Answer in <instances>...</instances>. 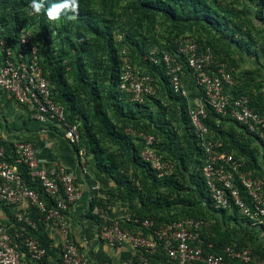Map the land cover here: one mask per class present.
<instances>
[{"label":"built area","instance_id":"1","mask_svg":"<svg viewBox=\"0 0 264 264\" xmlns=\"http://www.w3.org/2000/svg\"><path fill=\"white\" fill-rule=\"evenodd\" d=\"M37 52L31 29L22 28L16 44L0 38V91L24 107L44 130L53 128L69 145H78L77 128L68 123L63 107L54 101L49 75L44 72ZM148 53L153 64H163L171 91L186 99L189 125L202 154L200 175L212 208L228 215L236 212L243 227L264 226V113L251 107L246 94L233 96L225 91L224 85L232 84L231 75L225 72L223 64L215 63L209 48L200 49L191 38L180 40L174 54L159 51L158 47ZM179 57L182 62L177 60ZM120 60L118 90L138 104L144 103L147 96H154V79L133 65L124 49ZM184 66L191 71L198 94H191L188 89ZM206 107L229 120L224 124L236 126V138L241 131L253 138L250 146L259 149L258 168H246L243 157L223 149L221 138L205 123ZM126 132L131 134L132 130ZM136 136L141 160L157 178L170 177L175 165L160 154V139L142 131ZM84 155V149L80 148L78 168L83 176L89 177ZM31 184L41 189L46 200ZM81 195L75 173L63 165L39 161L38 148L33 142L0 141V202L24 210L19 219L22 225L14 233L0 224V264H39L47 256L39 240L26 233V227L36 229V223L29 218L31 209L36 210L37 221L45 228L58 231L62 264H95L85 251L75 246L67 223L68 209L80 202ZM93 213L101 221L99 240L111 248L130 246L134 251L131 264H158L154 258L159 253L168 264H264V256L251 244L224 246L218 254L206 252L204 230L211 222L203 219L182 218L157 226L152 219L130 214L111 217L98 208Z\"/></svg>","mask_w":264,"mask_h":264},{"label":"trees","instance_id":"2","mask_svg":"<svg viewBox=\"0 0 264 264\" xmlns=\"http://www.w3.org/2000/svg\"><path fill=\"white\" fill-rule=\"evenodd\" d=\"M99 5L104 6L107 3H112L113 0H99ZM264 6L263 0H258ZM44 4V8L41 13L36 14L29 7L31 0H0V38H5L11 44H16L20 30L22 28L31 29L35 42L38 48V57L43 67L45 73H48L50 84H51V94L57 103H59L65 112V117L68 123L76 126L77 131L81 134L86 145L89 146L88 153L93 155L94 168L96 172L97 181H103L102 179H111L116 182V172L121 169L125 162L120 160L119 156L115 153L105 154L103 148L98 144V137L95 134L96 130L91 122L95 121V124L98 126L97 134L102 135L115 141L119 144L123 155H126L129 162L136 164L142 168V171L146 174H151L154 179H159L164 184L168 185L170 183L176 182V171L166 178H157L156 174L141 160L139 155L140 144L136 136L137 132H144L146 134H153L160 139V145L158 150L166 145L165 140L161 139L159 135L155 132L147 131L143 129L141 124L137 122L139 118L136 116V112H133L131 107L135 108L143 107L149 100L153 99L154 96H147L144 103L138 104L130 101L129 96L118 90V80L119 74L121 71V50L117 52L116 48L113 46L111 40V32L108 22L104 19L100 20V24L93 25L91 20L93 19V9L91 8L92 0H79V9L77 13H62L60 18L57 20H50L47 17V9L54 3H59L61 0H38ZM135 10L140 12L145 18L148 17V14H160L172 21L173 23L184 22L188 27L191 26H201L202 29L212 30L216 33L225 36L227 39H231V42L238 44L240 47H243L240 44L239 40H234L232 38L239 37L240 40H243V36L249 37V32L240 33L239 28L236 27L235 22H232L229 19H232L235 15L233 10H228L223 7L220 0H137L134 5ZM27 9V10H26ZM263 11V10H261ZM112 18L115 17V13L109 14ZM231 16V18H229ZM71 18H75L80 21L85 31L90 34L96 35L97 39H103L110 50V61L109 64L102 69L100 73V78H104V82L107 84L101 88L98 87V79L95 74L89 72V66L86 62V57L92 54V48L89 40L82 33L74 35V40L70 42L69 37H66L67 42L69 43V50L73 52V57L68 56L70 51L64 50V48H58L54 46L53 38L51 36L52 28L54 24L58 21H63ZM229 18V19H228ZM233 27V28H230ZM236 27V28H234ZM232 29L230 34H226L228 30ZM66 30V28L63 30ZM59 32H62L61 29H58ZM100 37V38H99ZM169 44L168 46H158L159 51H167L168 53L174 54L176 52V47L180 40ZM200 49L209 48L214 56V61L216 64H222L215 56L213 44L211 41L202 42L198 39H192ZM149 51L143 50L138 53V62L133 58L131 53H128V56L131 60V63L137 66L140 70L148 73L153 79L154 77H159L165 85L166 93L173 98V103L178 110L180 119L187 129L186 132V141H187V156L182 155L180 158L181 163L184 165L189 164V167L193 169L192 178L200 190L202 200L205 204L213 210L214 212L221 213L228 221L234 222L239 231H231L226 234V239H216L215 235L212 233L214 230V222L206 216L194 217L188 211H185V216H167L166 218H157L150 214H136L131 213V216H137L141 218L152 219L157 226H161L165 223H169L173 220L182 219V218H199L211 222L210 225L204 230L205 236V251L221 253V249L224 246L236 245L243 246L246 244H251L260 255L264 256V251L262 248L255 243L253 234L260 231H264V226L257 228H249L242 226V218L238 216L236 212L233 215H228L224 211H216L212 208L210 199L205 191V187L200 175V166L202 160L201 150L198 146V142L193 135L189 119L187 116V102L186 99L180 95L174 94L168 85V79L165 74V69L162 63L153 64L149 58ZM160 54H158V57ZM64 57L70 58L75 62V66L72 67V62L65 60ZM182 62V58H177ZM71 67V68H69ZM76 74L78 85L73 90L71 89L67 78L73 77ZM183 74L185 75V83L190 90L191 94H198L195 89L194 80L191 76V71L183 67ZM232 78V84H225V91L232 94L233 96L239 94H246L250 98L251 107L258 112L264 113V97H259V93L256 90H253L250 85L246 84L244 80L241 83L246 85L245 87L242 84H239L237 76L230 74ZM249 88V89H248ZM83 90L85 92L89 91L92 96V111L90 115H87L86 109L83 104L78 101V92ZM125 96L129 101L130 106L122 105L121 100L118 99V95ZM200 94V93H199ZM90 103V104H91ZM105 105L112 106L115 110V115L121 117L122 128H117L108 118L105 112ZM208 118L205 123L208 125L210 131L215 135L221 138L223 141V149L225 151L234 152L237 157L241 156L245 160L246 168H255L257 167V158L259 156V149L254 147L251 148L250 145L253 142L251 136H247L246 132L241 131L240 137L236 138L234 131L232 132L224 131L222 129L225 122H229L227 119H222L209 107H206ZM158 115L156 119L160 123V129L166 139L172 140V135H170L166 127H164L165 115ZM149 118H153L150 116ZM224 120V121H223ZM136 121V122H135ZM223 121V122H222ZM135 122L139 125H127V123ZM232 127H236L233 124H230ZM79 126V128H78ZM127 129L132 130V133L129 134L126 132ZM60 133V132H59ZM78 133V134H79ZM61 134V133H60ZM82 146V141L79 139L78 145L71 146L73 151L78 154V150ZM185 156V157H184ZM165 159L171 161L175 165L176 162L172 158ZM188 165H186V168ZM258 168V167H257ZM23 175L26 180L28 176L26 171L23 170ZM116 185L121 186L122 184L117 181ZM31 187L39 194L41 198L46 200L41 189L31 184ZM130 191L129 189H127ZM148 201V204L146 203ZM143 199L140 198V203L144 206H148L150 203L154 204L156 207L161 206V200L156 199ZM165 205L169 206L172 204L169 199L165 200ZM103 200L101 198L95 199L90 202L89 209L87 211V216L94 219L100 226L101 221L98 215L93 214L94 207H101ZM29 218L36 223V229L31 227H26V233L37 240L43 245L47 253L49 252V244L43 223L37 221L38 214H36L35 209L29 211ZM227 225V224H226ZM258 232V233H257ZM211 244L212 247L208 248L207 245ZM155 262L158 264H168L166 258L162 253H159L155 256ZM62 262V261H61ZM240 264V263H234Z\"/></svg>","mask_w":264,"mask_h":264},{"label":"rangeland","instance_id":"3","mask_svg":"<svg viewBox=\"0 0 264 264\" xmlns=\"http://www.w3.org/2000/svg\"><path fill=\"white\" fill-rule=\"evenodd\" d=\"M136 1L113 0L112 3H107L104 6L99 5V0H92L91 2V8L94 12V17L91 20L92 24H100L101 19L108 22L111 32L110 38L117 52L124 49L127 53H131L138 62V53L142 49L150 51L159 45L168 46L176 40L186 37L198 39L205 43L208 40L212 42V48H215L214 54L223 64L225 72L237 76L239 84L244 87L246 85L241 82L242 80L246 81V84L259 93L260 98L264 97V6L260 5L261 3L258 0H220L223 7L236 11L235 13L238 14L239 18L229 19L231 18L229 16L228 19L235 22L240 33L249 32V37L243 36V40H240L238 36L232 38L235 41L239 40L243 47L231 42V39H227L219 33L202 29L201 26L188 27L184 22L173 23L160 14H148V17L145 18L140 12L135 10ZM110 13H115V17L112 18L109 15ZM51 28V36L55 48L62 47L64 50H69V43L66 37H69L70 42H72L75 34L82 33L86 36L92 48V54L85 58L89 66V72L96 75L99 88L106 86V81H103L104 78L99 76L102 69L109 64L111 56L105 41L97 39L96 35L85 31L81 22L75 18L58 21ZM65 28L66 30L63 33ZM58 29H61L62 32H59ZM231 30H228L226 34H230L229 31ZM68 56L72 58L73 52L70 51ZM67 58L64 57L65 60ZM67 60L72 62V67L75 66L74 61L70 58ZM67 82L72 90L76 88L78 85L76 74L67 78ZM153 88L155 90L153 99L149 100L141 108L132 106L131 109L136 112V116L139 118L137 122L141 124L143 129L155 132L161 139L165 140L166 145L159 152L162 156L172 158L176 162V182L166 185L161 180L154 179L151 174L143 172L140 166L129 162L126 155H123L119 144L110 138L97 134L98 126L94 120H91L96 130L95 134L98 137V144L103 148L104 153H115L120 160L125 162V165L116 172V180L122 184L121 186L116 185L117 181L114 182L111 179H102L103 181L101 182L97 181L94 157L88 153L89 146L86 145L78 132L79 139L82 141L81 148L84 149L88 171L93 181H96L99 188L97 190L103 196L101 198L103 202L100 205L101 207H98V211L111 215L112 206L116 205L119 209L127 210L129 214H150L162 219L167 216L182 217L185 216V211H188L194 217L206 216L210 218L215 224L214 230H212L215 238L226 239V234L231 231L238 232L239 228L234 222L228 221L221 213L210 210L202 200L200 190L191 177L192 174L195 175L193 169L189 167V164H186L188 165L186 168V165L180 161L181 156H187L188 152L187 129L180 119L178 110L173 103V98L166 93L165 85L158 76L154 77ZM77 95L78 101L83 104L87 115H90L92 111V96L89 91L79 90ZM118 99L121 100L122 105L130 106L125 96L118 95ZM105 112L117 128H122L124 124L122 122L123 118L115 115V110L112 106L105 105ZM161 112L165 115V120L162 123L166 127L167 132L172 135L171 139L176 140L174 142L166 139L160 129V123L156 117L161 115ZM150 116L153 118H149ZM135 122L127 123V125H139ZM75 155L78 157V154L75 153ZM140 198L145 199V201L146 199L161 200L162 205L156 207L150 203L148 206H144L140 203ZM166 199H169L172 204L166 206ZM146 203L148 204V201ZM253 236L255 243L264 251V232L258 236L254 233ZM259 237L261 238L260 240Z\"/></svg>","mask_w":264,"mask_h":264},{"label":"crops","instance_id":"4","mask_svg":"<svg viewBox=\"0 0 264 264\" xmlns=\"http://www.w3.org/2000/svg\"><path fill=\"white\" fill-rule=\"evenodd\" d=\"M233 18H239L238 14L235 13ZM223 129L232 132L230 131L231 129L234 133H238L237 128L232 127L230 124H224ZM23 140L31 141L36 145L39 161L51 165H63L73 171L77 177L82 194L81 199L77 205L71 206L68 209L66 215L71 239L75 246L85 251L95 264H131L134 256L132 248L128 245L116 248L105 245L98 237L99 224L86 215L90 202L103 196L99 190L95 191L93 189V187L98 186L96 181H93L91 178V175L85 177L80 173L77 156L71 145L68 144L63 135L58 133L57 130L53 128L44 130L39 123L29 116L24 107L19 106L8 94L0 91V141L12 144ZM114 206H112L111 215L109 214L111 217H125L129 215L127 210ZM94 208L98 207L95 206ZM22 213H24L22 207L0 202V224L10 233H14L15 229L22 225L19 220L22 218L20 216ZM44 231L48 239L49 252L39 264H62L59 257L60 236L58 231L49 228H45ZM263 232L257 233L260 235Z\"/></svg>","mask_w":264,"mask_h":264},{"label":"clouds","instance_id":"5","mask_svg":"<svg viewBox=\"0 0 264 264\" xmlns=\"http://www.w3.org/2000/svg\"><path fill=\"white\" fill-rule=\"evenodd\" d=\"M29 7L34 13L39 14L44 8V4L38 2V0H31ZM78 9L79 0H61V2L54 3L47 9V17L50 20H57L60 18L62 13H77Z\"/></svg>","mask_w":264,"mask_h":264}]
</instances>
